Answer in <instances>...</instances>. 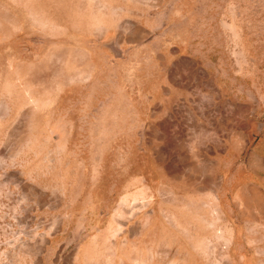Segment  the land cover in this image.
I'll list each match as a JSON object with an SVG mask.
<instances>
[{
    "label": "rangeland",
    "instance_id": "374dc122",
    "mask_svg": "<svg viewBox=\"0 0 264 264\" xmlns=\"http://www.w3.org/2000/svg\"><path fill=\"white\" fill-rule=\"evenodd\" d=\"M0 264H264V0H0Z\"/></svg>",
    "mask_w": 264,
    "mask_h": 264
}]
</instances>
